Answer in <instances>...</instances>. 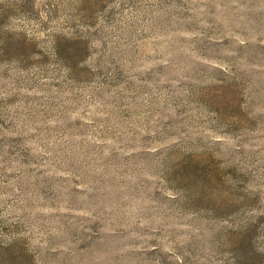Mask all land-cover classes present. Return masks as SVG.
<instances>
[{"label": "rangeland", "instance_id": "374dc122", "mask_svg": "<svg viewBox=\"0 0 264 264\" xmlns=\"http://www.w3.org/2000/svg\"><path fill=\"white\" fill-rule=\"evenodd\" d=\"M0 264H264V0H0Z\"/></svg>", "mask_w": 264, "mask_h": 264}]
</instances>
